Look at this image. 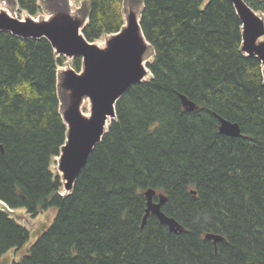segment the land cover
<instances>
[{
    "label": "trees",
    "instance_id": "16d2710c",
    "mask_svg": "<svg viewBox=\"0 0 264 264\" xmlns=\"http://www.w3.org/2000/svg\"><path fill=\"white\" fill-rule=\"evenodd\" d=\"M15 1L30 15L41 9L39 0ZM245 1L264 16V0ZM84 2L88 42L122 30L125 0ZM143 4L152 77L119 99L68 195L53 171L67 137L58 90L67 58L45 38L0 31V259L30 240L7 209L33 217L54 209L53 222L13 264H264L262 64L242 51L231 0ZM73 65L80 72L82 58ZM220 118L240 136L222 134ZM149 189L156 201L167 198L162 211L182 232L154 215L142 229Z\"/></svg>",
    "mask_w": 264,
    "mask_h": 264
},
{
    "label": "water",
    "instance_id": "95a60500",
    "mask_svg": "<svg viewBox=\"0 0 264 264\" xmlns=\"http://www.w3.org/2000/svg\"><path fill=\"white\" fill-rule=\"evenodd\" d=\"M231 1L242 22V51L260 60L264 76V42L259 43L264 36V16L245 0ZM84 26L81 21L66 17H54L50 21L38 23L30 19L22 21L0 13V31H8L21 38H45L59 55L72 58L80 56L83 60V73L71 74L68 82L77 103L76 109L63 116L67 137L59 156V170L64 175L68 190H72L94 148L102 141L110 123L116 119V104L119 99L134 84L145 82L147 70L143 62L150 45L141 28V17L130 18L127 26L112 34L113 38L106 49H100L86 40ZM85 98L91 102L90 117H86L79 109ZM182 102L190 111L197 109L185 97H182ZM219 130L231 137H239L241 134L237 124L221 118ZM156 193L153 189L145 193L147 208L142 229L148 217L154 215L170 231L182 232L183 226L162 211L167 198L159 195L156 201ZM205 238L214 244L223 241L222 236L212 233L206 234Z\"/></svg>",
    "mask_w": 264,
    "mask_h": 264
},
{
    "label": "rangeland",
    "instance_id": "374dc122",
    "mask_svg": "<svg viewBox=\"0 0 264 264\" xmlns=\"http://www.w3.org/2000/svg\"><path fill=\"white\" fill-rule=\"evenodd\" d=\"M41 9L37 15H30L27 12L21 11L15 0H0V13H6L12 18H16L22 21L28 19L35 22H47L52 20L54 17H66L79 20L82 23H87L89 9L84 0H39ZM143 0H125L123 12L125 19V26H127L130 18L140 19L141 13L143 11ZM259 14H261L259 12ZM113 35H103L100 39L96 40L94 44L100 49H106ZM57 53V52H56ZM154 50L148 45L146 54L144 55L143 65L147 70V75L144 81H148L152 74L149 71L147 64L153 60ZM57 56L59 54L57 53ZM83 73V68L78 72L73 65V58L67 57L66 61L62 66L58 68V90L62 101V115L65 116L66 113L76 109V100L72 93V90L68 86V82L71 74L81 75ZM84 100V99H83ZM79 105V109L82 113L88 114L89 109H91V102L84 101ZM91 113V112H90ZM53 171L61 176L63 186L61 188L62 195H68L71 190L66 188V180L64 175L59 170V157L55 159L53 164ZM5 209V205L0 202V209ZM7 209V208H6ZM13 217L24 226L30 232L29 242L23 246L21 249H12L7 254H5L0 259V264H13V262H19L24 255L29 253L31 245L36 241L37 237L35 234L38 229L46 227L51 224L56 216V210L49 209L43 211L38 216L33 217L29 214L26 209L11 210L7 209Z\"/></svg>",
    "mask_w": 264,
    "mask_h": 264
},
{
    "label": "bare ground",
    "instance_id": "6f19581e",
    "mask_svg": "<svg viewBox=\"0 0 264 264\" xmlns=\"http://www.w3.org/2000/svg\"><path fill=\"white\" fill-rule=\"evenodd\" d=\"M141 37H142V39L144 40V42L147 43V41L145 40V38L143 37L142 34H141ZM262 42H264V36H263V37L260 39V41H259V43H262ZM83 101H84V104H85L86 102L89 103V99H88V98H85ZM90 112H91V109H89L88 114L84 113V115H85L86 117H90V115H91ZM109 122H110V120H109ZM109 122L107 123V126L109 125Z\"/></svg>",
    "mask_w": 264,
    "mask_h": 264
}]
</instances>
